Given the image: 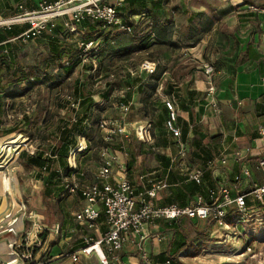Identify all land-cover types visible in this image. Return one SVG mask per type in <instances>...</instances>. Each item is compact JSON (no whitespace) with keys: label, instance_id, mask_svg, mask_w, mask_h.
<instances>
[{"label":"rangeland","instance_id":"rangeland-1","mask_svg":"<svg viewBox=\"0 0 264 264\" xmlns=\"http://www.w3.org/2000/svg\"><path fill=\"white\" fill-rule=\"evenodd\" d=\"M105 1L117 2V0ZM245 1L169 0L166 16L177 25L186 24L188 16L182 11L187 8L192 11L204 10L210 14L227 10L230 5L232 9L226 11L223 16H219L213 28L206 32L193 47H188L186 43L181 42L177 47L151 45L145 49L123 54L118 50L131 44V35L122 31L110 42L108 56H97L93 51H88L83 60L71 71H67L64 67V64L68 63V58L62 61H53L50 58L46 37L27 42L20 53L21 61L16 70L0 75V132L9 127L16 128V131L10 134H0V178L5 191L8 190L10 200L8 206L5 197L7 191L4 192L3 200L6 201L5 207L8 206V210L0 214L1 233H10L6 230L9 222L6 220L7 214H10V221L14 218L18 219L16 220L18 228L21 225L20 216L23 214L25 228L29 227V230H32L33 222L28 218L31 215L36 224H41L43 228L40 237L43 241L42 248L46 249H43L45 254L41 252L40 257L46 262L45 264L52 257L50 249L58 246H60V251L57 252L58 258L69 262H80L63 257L62 254L83 246L84 236L95 237L100 234L98 230L89 229L85 223L79 222L75 217V212L80 208L78 204L80 195L78 192H70L67 185L63 183L68 179L71 180L73 175L69 178L65 175L64 179L55 178L62 187L57 193L45 197L44 182L49 177V172L30 165L26 161L27 157H19L20 152L25 150L28 154H37L40 151L46 154L52 153L53 146L60 145L61 142L57 129L60 124L66 126L68 123L70 150L88 144L87 149L77 154L79 167L85 174L82 177L80 175H74V177H78L84 183L92 182L96 179L100 152L105 146L101 135L107 134L106 129L95 126L94 120L109 118L118 123L123 122L126 132L134 138L133 143L129 145V153L137 154L135 166L139 170L138 173L151 172L152 175L160 178L164 161L166 157L169 158L165 153L170 151L174 154L179 150L176 139L169 134L165 124L156 125L158 114L163 110L164 100L168 96L176 97L177 100L188 98V91H185L186 87L182 89V85L187 84L188 90L192 81L195 84L197 79L193 77L194 73L203 70L206 63L213 64L215 67L211 77L214 84H217L219 76L220 79L224 77L221 74L232 75L233 72H237L239 67L234 65L244 54L242 48L249 42H255L253 37L254 30L257 28L255 13L258 14L261 9V6H258L260 5L258 0H249L257 9L248 5L241 7V3ZM173 5H178L181 9L172 12L170 6ZM135 18L138 19V16L133 17ZM74 39L76 36H69L67 41ZM154 56L156 59L153 58ZM46 58L51 60V64L47 67L49 70L47 77L42 74V80L29 88H27L28 81H17L21 75L20 69L36 66L35 69L38 71L37 62ZM146 60L156 62L157 70L160 72L158 79L150 78L146 75L148 73L141 71V65ZM218 64L225 66L216 76ZM32 76L29 79L36 81V75ZM200 81H204L200 82V85L206 87V92L196 89H192L191 92L193 91L198 98L201 97L197 101L200 105L199 109H206L205 112H208L210 104L207 94L216 96V86L214 85V92L210 93L207 90L210 81L208 82L204 77ZM154 84L156 87H153ZM6 93L18 95L7 97ZM128 94H130L129 98ZM69 96H72V99L76 98L79 101L78 105L72 106ZM87 97L91 98V102L83 101ZM125 97L129 99V102L124 101ZM122 104L129 105L128 112H123ZM213 105L214 114L223 112V115L227 116L228 108H222L220 102ZM217 120L216 117H212L208 122L204 119L203 123H200L207 130L208 139L217 135L218 156L227 155L228 150L237 148L235 144L228 147L230 141L227 142V140L231 138V135L227 133L228 128L241 132L240 125L235 123L231 127L232 124L224 123L225 126L222 128ZM144 124L146 128L142 138L138 136L137 130L140 131ZM182 125L183 131H189L188 135L191 136L192 126L186 122ZM212 126L215 128H211ZM250 126L251 132L255 133L257 123ZM86 132H89L88 136ZM248 134L246 133L245 138H239L237 142H244L245 145L252 143ZM163 138H168V146H163ZM187 157L191 159L190 153ZM187 157L180 154L175 156L173 162L170 161L173 163L174 170L183 169L181 165L185 163ZM121 158L127 163L130 154L122 155ZM61 167L65 172L64 167ZM182 169L181 172L184 171ZM222 172L224 174V171ZM247 210L246 222L238 225L231 223L228 227H220L209 220H200L197 224L184 221L183 228L190 237V242L180 253L181 260L186 264H264V211L254 204ZM238 213L236 208H232L231 214ZM155 226L156 223L152 222L150 228L155 230ZM165 233L167 234L163 242H167L168 245L171 233ZM4 240L5 238L0 237V242ZM29 244L33 247L35 243L30 240ZM135 248L132 247V251L128 252L135 254L140 264H146ZM121 254L123 251L119 253ZM91 258L95 262L100 261L94 252ZM91 264L94 262L91 261ZM109 264L128 263L118 261Z\"/></svg>","mask_w":264,"mask_h":264},{"label":"built area","instance_id":"built-area-1","mask_svg":"<svg viewBox=\"0 0 264 264\" xmlns=\"http://www.w3.org/2000/svg\"><path fill=\"white\" fill-rule=\"evenodd\" d=\"M123 0L117 2H108L105 0H42L37 9L0 17V26H10L14 23L28 22L30 27L16 38L22 41H28L40 36L45 31L49 32L62 20V26L70 32H82V24L87 19L98 20L104 27L114 26L117 29L131 31V27L125 24L118 10V5ZM23 8L22 5H20ZM24 9V8H23ZM97 41L94 39L80 42L83 50L86 51L95 47ZM156 62L146 60L141 65V71L151 74L156 69ZM215 71L213 64L206 63L203 70L198 71L202 74L200 77L207 79L209 83L208 92L215 90L214 83L211 80ZM200 79V78H199ZM69 99L72 106L78 105L79 101L75 98ZM165 105L169 110V115L165 120V126L169 134L176 139L179 147L178 154L184 155L187 150V143L182 136V126L179 123L178 108L174 97L166 98ZM216 105V103H214ZM123 112L129 111V105L122 104ZM123 122L114 119H100L96 126L99 129H106L107 134L104 138L110 139L112 134H119L121 137L130 136L126 132ZM126 124V123H125ZM145 126L137 130L138 136L144 138ZM138 129V128H136ZM257 132L260 137H264V125H259ZM84 139V138H83ZM84 141H86L84 139ZM86 145L77 146L70 150L67 160L70 168L75 170L73 178L66 180L67 188L70 192H78L84 200V205L75 213L78 221L85 223L89 229H95L97 220L102 212L105 213L108 228L99 236H87L85 244L77 250L67 251L62 254L63 257L74 261H82L92 255V252L98 251L101 264L118 262L120 260V251L132 234L139 235L138 246L142 252V258L148 261V253L144 248V241L148 234L145 232L146 225L156 220H175L188 218L193 221L209 220L220 227H228L231 223L239 224L248 220V210L250 205L247 198L253 199V204L261 207L264 205V182H252L245 190L240 189L236 194L234 189L240 188L243 181H249L252 176L251 170L247 166H242L240 171L234 175L237 187L234 184L219 183L217 186L209 188L208 195L197 194L186 204L172 203L160 205L156 203L160 192L166 189L170 184L166 178H158L152 174H141L139 176L141 188L132 183L127 176L126 163L121 156L126 152L120 149L106 146L100 152V159L96 179L89 183H84L74 175L84 174L78 164V152L87 148ZM247 152L252 153L250 147ZM238 152L237 156H241ZM222 165L226 159H220ZM216 159L209 160V166H217ZM257 168L264 172V156L257 159ZM204 169L200 166H186L183 174L187 180L202 184L204 181ZM252 204V205H253ZM251 205V206H252ZM236 208L239 213L233 218H229L230 210ZM20 228L16 223L17 218L10 221V214H7L6 230L15 235L6 240L10 248L9 258L3 259V264H45L40 257V250L43 246L40 237L43 228L37 225L30 215L28 218L33 222L32 230L25 228L23 214L20 216ZM232 220V222H231ZM155 239H163L159 231L153 232ZM30 240L35 243L33 247L29 244ZM99 245L100 249L97 248ZM39 248L38 250H36ZM252 249L251 246H248Z\"/></svg>","mask_w":264,"mask_h":264},{"label":"trees","instance_id":"trees-1","mask_svg":"<svg viewBox=\"0 0 264 264\" xmlns=\"http://www.w3.org/2000/svg\"><path fill=\"white\" fill-rule=\"evenodd\" d=\"M168 5L169 0H123L118 5V10L121 14L123 22L131 27V31L129 32L117 29L114 26L104 27L102 22L92 19H87L82 24L84 30L83 33L81 31L70 32L62 26V20L60 19L51 31H45L40 36L32 38L28 41H22L21 38L16 37L29 28L30 23L22 22L14 23L10 26H0V75L16 70L17 65L21 61L20 53L22 48L27 45V42L36 38L46 37L48 39L47 44L50 58L53 61H62V59L68 58V63L64 64V67L67 71H71L83 60L88 51H93L97 56H108L110 53L109 48L111 47L110 42L122 31L124 33L128 32V34L131 35V44L126 48L123 47L118 50L123 54L135 50H141L143 48L145 49L151 45H158L160 47L162 45L177 47L181 44V42H184L188 47L195 46L201 40L202 36L213 28L218 17L223 16L226 11L232 9V6L230 5L227 10H220L217 14H210L204 10L192 11L190 8H187L182 11V13L188 16L186 18V24L177 25L176 23L174 24L170 21L166 16V9ZM180 9L181 8L178 5L170 6V10L172 12ZM21 12H24V9L17 3L11 11L7 12V14L14 15ZM2 13L3 12L0 11V15ZM134 16H138V19H133ZM174 35H176V37H174ZM69 36H76V39L68 42L67 39ZM90 39L96 40L97 44L95 47H91L84 51L80 42ZM153 58L156 59L155 56ZM50 62L51 60L47 58L38 61V71L35 69L36 66L33 68L23 67L20 69L21 75L17 81H28L27 88L33 86L35 83H39L38 81L42 80V74L46 77L49 75L47 67L51 64ZM32 75H36L35 79L37 82L29 79ZM146 75L150 76V78L158 79L160 72L156 67L153 73ZM155 85L156 84H154L153 87H156ZM15 95L18 94L10 93L7 94V97H14ZM127 96L129 98L130 94ZM128 98L125 97L124 101L129 102ZM90 100L91 98L87 97L83 101L89 102ZM168 115L169 110L164 103L162 112L158 114L156 125L161 126L162 124H165V120ZM178 120L183 131V122L179 117ZM94 121H96L97 124L98 120L95 119ZM67 124L66 126L60 124V127L57 129L61 142L60 145L53 146L51 150L52 153L46 154L44 151H40L37 154H28L25 150H23L19 155V157H27L26 161L30 165H34L39 167L40 170L49 172V177H47L44 182L45 197H49L51 194L57 193V191L62 187L59 186V183L55 180V178L64 179L65 175L69 178L75 171L70 168L67 160L71 145L69 140L70 128H67ZM188 124L192 125L193 132L191 136L188 135L189 131L187 130L182 132L183 139L187 143V150L183 156L186 158L190 153L191 159L189 160L188 157L186 159L189 166L197 164L204 169L205 182L198 184L194 181L187 180L184 174L174 170L172 165L173 163L170 162L171 159L165 156L166 160L164 161L162 176L160 178H166L172 186L170 187L169 192L159 201L160 205L171 204V202L186 204L197 194L207 196L209 188L215 187L220 183L219 178L214 176L215 167L208 165L209 160L218 157L216 149L217 135L208 139L209 135L207 130L203 128L202 124L198 122L197 119H192V121ZM14 131H16L15 127H9L6 130H2L0 134H10ZM86 134L88 136L89 132H86ZM133 139L134 138L131 137V135L121 137L119 134H112L111 138L106 140L104 136L101 135V140L105 143L104 147L110 146L112 148L123 150L128 156L130 154L126 168L127 174L130 175L133 173V170H137V167L135 166L137 154H133L132 152L129 153V145L133 143ZM163 139V146H168V138ZM61 166L64 167L65 172H63V168ZM83 173L85 174V172ZM84 174L79 175L82 177ZM40 175L42 176V174ZM232 182L234 184L237 183L234 177L232 178ZM63 183L67 184L66 181ZM132 183L136 182L132 181ZM247 202L250 204V199L247 198ZM261 210L264 211V205L261 206ZM231 211L232 210H230L229 218L233 219L236 215L231 214ZM184 221H189L193 224H197L198 222V220L193 221L188 218L175 220L160 219L155 221L156 224L160 225L162 229L161 231L171 233V238L168 243L169 246H167L166 251L158 255L159 257L156 259L157 264H186V262L180 258V253L190 242V237L185 233L183 228Z\"/></svg>","mask_w":264,"mask_h":264},{"label":"crops","instance_id":"crops-1","mask_svg":"<svg viewBox=\"0 0 264 264\" xmlns=\"http://www.w3.org/2000/svg\"><path fill=\"white\" fill-rule=\"evenodd\" d=\"M42 0H0V11L3 12L0 17H7L11 14H7V12L11 11L15 5L18 3L23 6L24 10L32 11L38 8L39 3ZM47 1H54V0H47ZM260 2L261 9L258 11V14L255 13V20H256V30H254V43H247L242 48V52L244 53L242 58L237 62L235 67H239L236 73H223L221 76H224L222 79L217 80V84H214L216 86V96L213 94H207V99L209 105L208 112H205L204 109H199V106L197 101L201 99V97H197V95L193 94L194 92L191 90L196 89L198 91H205L206 87H202L200 85V81L203 80L202 77H200V73L196 71L194 73L193 77H195L196 83L192 81V84L190 87H188L187 90V84L185 86L182 85V89L185 87V91H188V98L177 100L176 97V106L178 108L179 118L184 123H190L192 119H197L198 122H202L204 119L205 121H209L212 119V117H216L217 122L220 127L223 128L225 124H232L231 127L236 123L240 125L241 132L234 128H228L227 133L231 135V138L227 140L228 147L231 144L236 145V149L232 148L228 150L227 155H221L218 156L216 159L217 166L214 170V176L219 178L220 183L225 184H234L232 182V178L234 175L240 171L242 166H247L252 173L251 178L249 181H243V183L238 189H234L233 193L236 194L240 189L245 190L249 187V185L252 182L258 181V182H264V172L257 168V159L260 156H264V137H260L257 128L259 125H264V0H258ZM254 4V3H253ZM252 2H249V0H246L245 2L241 3V7L243 5H248V7H252L254 9H257ZM253 11V10H250ZM7 14V15H6ZM218 45V44H217ZM193 47V46H192ZM219 48V47H218ZM192 59V58H188ZM225 65H217V72L216 76L220 74L222 71L221 69ZM200 78V79H199ZM218 79V78H217ZM201 86V87H200ZM205 89V90H204ZM156 94V92L154 93ZM171 96H168L167 98H170ZM166 99V98H165ZM181 102V103H180ZM218 102L221 103L222 108H228L229 111L227 112V116L225 117L223 115V112H219L214 114L213 111H215L214 103L218 104ZM164 105V103H163ZM219 106V105H218ZM214 109V110H213ZM238 109V111H237ZM203 123V122H202ZM225 123V124H224ZM257 123L256 131L251 132L250 130V124ZM146 124H144L145 126ZM190 126H192L190 124ZM211 128H215L212 126ZM246 133H249V137L251 138V142L248 145H245L244 142L239 143L237 140L239 138H245ZM238 134V135H237ZM137 136V135H136ZM234 136V137H233ZM135 137V135H134ZM217 146V145H216ZM250 147L252 150V153L247 152V148ZM226 149V148H225ZM238 149V150H237ZM178 152V151H177ZM177 152L174 154L170 151H167L165 154L171 159L173 162L174 157L179 155ZM238 152H241V156H237ZM174 155V157H172ZM182 156V155H180ZM225 158L226 163L222 165L220 159ZM122 159V158H121ZM124 161V159H122ZM185 163L181 165L183 167L182 171L185 169L186 166H189L187 161H184ZM192 166H198L197 164H193ZM127 168V163H126ZM181 169L178 170V172H181ZM224 171V174L223 172ZM139 170L133 171V173L127 174L129 179L133 182H136L134 184L139 185V188H141L139 176L141 174L138 173ZM142 174H148V173H142ZM151 174V172H149ZM172 185L170 184L169 187L162 190L160 192V195L158 196L156 203L159 204V201L162 197H164L165 194H167L170 190V187ZM235 187H237L236 183L234 184ZM7 188V187H6ZM6 199H7V205L9 206L10 200L8 199V190L6 189ZM4 195L0 194V206L3 203ZM250 199V206L253 204V199L248 197ZM84 200L80 196L78 198V204L80 205V208L84 205ZM7 208H4L2 212H5V210H8ZM256 206V205H255ZM258 206V205H257ZM1 208V207H0ZM79 208V209H80ZM261 209V207H259ZM76 213V212H75ZM197 221V220H196ZM199 221V220H198ZM80 222V221H79ZM83 223V222H81ZM151 223H148L145 228V232L148 234L147 238L144 241V248L147 250L148 253V261L144 262L146 264H157L156 259L159 257L158 255L167 249V242H163L166 238V234L164 231H161L159 224H156L154 227L155 230H152L150 228ZM108 228L105 213L102 212L101 216L97 220V225L95 230L99 231V234H102L105 232ZM94 230V229H93ZM159 231V233L163 234V239L157 240L155 239L153 232ZM0 231V237L5 238L7 240L8 238H13V233H1ZM98 235L97 233H95ZM87 236H84L85 241ZM0 242V264H3V259H8L10 248L7 245L6 241ZM139 241V235L138 234H132L128 241L124 244V247L121 251H123V254L120 255V260L124 263L128 264H140L137 260L138 257L135 254H132L128 251H132V247H136L140 253V256L142 257V252L138 246ZM61 245H63L61 243ZM42 248L40 250V253L45 254V251ZM44 251V252H43ZM60 251V246L54 247L53 249H50V256L51 259L47 260V264H91V261L94 262V264H101L100 261H94L91 256L84 258V260L80 262H69L64 259H60L57 257V252ZM120 251V252H121ZM41 254V255H42ZM95 255H97L95 253ZM97 258L99 259L98 255ZM88 259H90L88 261ZM143 259V258H142ZM100 260V259H99ZM114 263V262H113Z\"/></svg>","mask_w":264,"mask_h":264},{"label":"bare ground","instance_id":"bare-ground-1","mask_svg":"<svg viewBox=\"0 0 264 264\" xmlns=\"http://www.w3.org/2000/svg\"><path fill=\"white\" fill-rule=\"evenodd\" d=\"M4 192H6V191H5V187H4L3 182H2V180H1V178H0V194H3V195H4ZM5 197H6V196H5ZM5 202H6V201L3 200V204H2V206H1L2 208H0V212H1L4 208H6V207H5ZM97 248L100 249L99 245H97ZM93 252L96 253V254L98 255V257H99V252H98V251H95V250H94ZM93 252H92V253H93ZM99 259H100V257H99Z\"/></svg>","mask_w":264,"mask_h":264}]
</instances>
